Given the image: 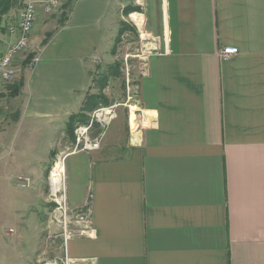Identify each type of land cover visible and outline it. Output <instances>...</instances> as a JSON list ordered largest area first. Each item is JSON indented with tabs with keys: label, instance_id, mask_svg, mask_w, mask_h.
<instances>
[{
	"label": "crops",
	"instance_id": "0c3cea01",
	"mask_svg": "<svg viewBox=\"0 0 264 264\" xmlns=\"http://www.w3.org/2000/svg\"><path fill=\"white\" fill-rule=\"evenodd\" d=\"M43 1L25 0L38 4L27 49L36 61L1 109L18 117L0 130V264L32 262L49 222L22 221L12 238L3 219L43 212L67 121L128 15L156 45L138 87L142 119L123 139L114 128L100 149L65 156L68 206H89L93 233L64 241V259L264 264V0H73L62 23ZM21 7L0 19V54ZM229 46L238 54L222 60Z\"/></svg>",
	"mask_w": 264,
	"mask_h": 264
},
{
	"label": "rangeland",
	"instance_id": "374dc122",
	"mask_svg": "<svg viewBox=\"0 0 264 264\" xmlns=\"http://www.w3.org/2000/svg\"><path fill=\"white\" fill-rule=\"evenodd\" d=\"M68 0H64V3L61 5L60 10L53 14L52 17H59L62 18L63 14H67V9H65V5ZM65 17V16H64ZM125 21L120 23L119 29H123L124 32L122 34H117L112 49L110 51L109 57H107L104 61H99L94 68L91 70L90 73V85L88 92L85 96V100L89 99L91 96H96L100 98V103L91 111L86 113H77V119L79 122L75 123L73 133L68 134L66 131L65 138L63 139L64 144L66 145V150H60L58 154H56L54 161L51 162V168L54 167V164L57 162V158L59 156H63L62 154L66 152L69 154L71 151L73 152H80L82 146L76 147V136L75 131L78 127H88L91 124V127L88 128L86 134L90 139H96L101 136V144L103 140L106 138H110L114 128L119 130L120 137L123 139L125 136L128 135V128L131 126V108H135L134 114V122L136 125L139 124L141 119V108L139 105V97H138V87L141 77L146 72V60L147 57L150 56L153 52H155V40L152 37H143L141 31L137 27L136 23L131 20L130 15L125 17ZM121 24L123 26H121ZM29 54L26 52L24 54V59L27 58ZM21 69L25 66V61L21 60L17 64ZM15 78L14 83L18 82L21 75ZM13 83V84H14ZM8 93L5 95L7 99L9 98ZM84 100V101H85ZM6 103V99L4 100ZM3 103V104H4ZM3 107V106H2ZM103 109H108L111 114L113 115L112 119L109 121L107 125H102L100 122L97 121V115ZM2 111V121L0 123V130L3 124L10 123L11 119H13L14 114H5ZM4 115V116H3ZM104 126V127H103ZM121 139V140H122ZM63 146V144H62ZM77 149V150H75ZM100 149V148H99ZM84 152H87L84 150ZM55 162V163H54ZM49 173V172H48ZM48 173L44 177L41 192L43 193L46 200L48 199L49 191H50V184L48 181ZM19 178L24 179L28 177H24L19 175L17 177L16 183L17 185L22 188L19 183ZM29 179V178H28ZM65 176H63V188L64 193L66 196L65 190ZM30 180V179H29ZM32 186V182L30 187ZM30 187H25L22 189H29ZM67 201V199H66ZM68 206V203H67ZM43 212L34 213V211L21 208L18 210L16 215L17 219L12 220L10 222H6L7 218L3 219V227L8 230L9 228L14 229L12 233L14 235L12 238H16L19 233V224L22 221L25 222H32V218L34 222H39L43 225L42 222L46 220L49 222V228L45 227L42 228L38 233H41V237L39 239V243L34 248L33 259L32 262L29 261V264H42L43 262H59V260L64 258V237L65 231L63 227L57 225L51 219V212L53 210V205L51 202L48 201L44 203L39 210ZM69 209H71L68 206ZM87 209L86 206L78 208V209H71V210H82L85 212ZM36 211V208H34ZM3 215V214H2ZM5 217V215H3ZM7 217V216H6ZM53 221V222H51ZM48 224V223H47ZM68 225L66 230V235L68 233H73L74 225ZM30 236L29 233H32V229L25 230ZM18 244V251L20 252V244ZM22 251L23 247L21 248ZM36 261V262H34ZM12 264H21L14 260Z\"/></svg>",
	"mask_w": 264,
	"mask_h": 264
},
{
	"label": "built area",
	"instance_id": "2783aa9c",
	"mask_svg": "<svg viewBox=\"0 0 264 264\" xmlns=\"http://www.w3.org/2000/svg\"><path fill=\"white\" fill-rule=\"evenodd\" d=\"M64 0H45L40 3V8L46 14H53L57 11ZM37 3L24 2L16 19V22L11 25L7 32L10 37V41L6 45L3 52L0 54V123L2 121L1 109L4 103L5 95L9 91V87L13 85L14 80L19 73L20 67L17 65L21 60L25 61L24 54L27 52L29 45V38L31 31L34 27V23L37 17ZM238 54V49L236 47H224L220 50V57L222 60H228ZM36 59H32L30 63H34ZM105 111L109 112L110 119L108 121L99 120L100 115ZM113 115L108 109H103L97 115V121L102 125H107L112 119ZM142 119V118H141ZM140 119V120H141ZM140 122V121H139ZM88 127H78L75 131L76 136V147L82 146L81 151H96L100 148L101 136L96 139H90L86 132ZM104 127V126H103ZM77 150V149H75ZM70 153V152H69ZM71 153H74L71 151ZM57 158V162L60 158L64 159L67 155L66 152ZM55 163V162H54ZM56 164V163H55ZM54 164V165H55ZM52 170V168H51ZM48 173V181L50 184V191L48 195V202L53 205V210L51 212V219L59 226L63 227L65 231L64 241L71 237H90L93 233L92 222H91V211L89 206H86L85 212L82 210H71L67 206L66 196L64 193V188H60L58 192L53 191L50 183V174ZM19 183L22 188L30 187L31 181L28 178H19ZM51 221V222H53ZM74 225L73 233H68L66 235V230L68 225ZM12 233V230H9ZM42 264H97L95 259H85V260H67L61 259L59 262H43Z\"/></svg>",
	"mask_w": 264,
	"mask_h": 264
},
{
	"label": "trees",
	"instance_id": "16d2710c",
	"mask_svg": "<svg viewBox=\"0 0 264 264\" xmlns=\"http://www.w3.org/2000/svg\"><path fill=\"white\" fill-rule=\"evenodd\" d=\"M72 1L73 0H68L67 1L68 3H66V5H65L64 8L65 9H68L70 7ZM24 2H25V0H0V19L3 16L7 15L9 13V11L11 9H13L14 7L19 6V8H20V6H22ZM130 11H131V9H126L125 10V15H127L128 13H130ZM64 16L65 15L63 14V17L61 18L60 23H62L63 20L65 19ZM121 26H123V25L121 24ZM123 32H124L123 29H119L118 35L119 34H122ZM48 38H49V35H47L46 38L42 41L41 46H44L47 43ZM32 58H33V55L32 54H30L29 56H27V58L25 60V64H28L32 60ZM22 84H23V79L20 78L18 82L14 83L10 87V91H9L8 96L9 97L10 96H14L16 93H18V91L21 88ZM100 102H101L100 101V98H98L96 96H91L89 99H86L83 102L82 107H81V109H80V111L78 113L91 112ZM17 117H18V114L14 115L13 116V119L16 120ZM78 117H77V114L71 115L69 117V119L67 121V124H66V128H65V130H66V132L68 134H71L72 135L75 123L76 122L77 123L79 122V120L78 121L75 120ZM73 122H75V123H73Z\"/></svg>",
	"mask_w": 264,
	"mask_h": 264
},
{
	"label": "bare ground",
	"instance_id": "6f19581e",
	"mask_svg": "<svg viewBox=\"0 0 264 264\" xmlns=\"http://www.w3.org/2000/svg\"><path fill=\"white\" fill-rule=\"evenodd\" d=\"M135 108H131V131H136L137 125L134 122L135 114L134 112ZM109 112L105 111L100 115L99 120L101 121H108L110 117L108 116ZM63 176H64V163L63 159L60 158L58 162L54 165V167L51 170L50 174V183L52 186L53 191L58 192L60 188L63 186Z\"/></svg>",
	"mask_w": 264,
	"mask_h": 264
}]
</instances>
